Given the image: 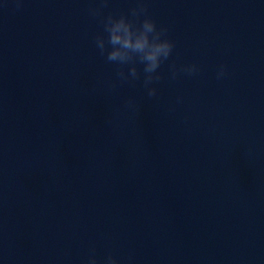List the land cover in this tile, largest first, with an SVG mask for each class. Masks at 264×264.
<instances>
[{"label":"clouds","instance_id":"clouds-1","mask_svg":"<svg viewBox=\"0 0 264 264\" xmlns=\"http://www.w3.org/2000/svg\"><path fill=\"white\" fill-rule=\"evenodd\" d=\"M108 0H98V7L89 9L90 15L100 18L103 32L98 33L93 42L99 54L106 61L116 66L115 76L121 84H131L142 79L143 88L149 99L157 97L158 90L154 86L163 79L158 70L172 56L174 42L167 36L166 27H158L154 19L148 15L143 0H137V6L130 14L104 16L102 9ZM142 65V68L138 67ZM170 67V78L175 79L180 73L195 75L199 69L196 64L184 65L177 69ZM226 67L221 65L217 70V79L226 75ZM127 103H134L129 98ZM86 264H97L95 255H91ZM104 264H118L117 259L109 255Z\"/></svg>","mask_w":264,"mask_h":264}]
</instances>
